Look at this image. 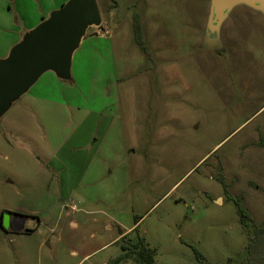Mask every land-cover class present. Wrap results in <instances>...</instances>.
I'll return each mask as SVG.
<instances>
[{
    "label": "rangeland",
    "instance_id": "rangeland-1",
    "mask_svg": "<svg viewBox=\"0 0 264 264\" xmlns=\"http://www.w3.org/2000/svg\"><path fill=\"white\" fill-rule=\"evenodd\" d=\"M117 1L111 9V0H97L102 23L87 35L106 37L90 36L75 55L73 83L47 74L32 89L43 99L18 103L36 113L9 139L44 172L68 152L86 159L63 198L69 215L41 237L71 240L66 264L80 262L72 250L92 254L81 264H109L136 227L156 264H199L195 249L212 264L240 262L253 227H264V14L237 6L213 41L212 0ZM136 13L145 48L135 41ZM85 118L86 130L75 132ZM228 196L251 214L247 229ZM25 234L3 237L13 247Z\"/></svg>",
    "mask_w": 264,
    "mask_h": 264
},
{
    "label": "crops",
    "instance_id": "crops-1",
    "mask_svg": "<svg viewBox=\"0 0 264 264\" xmlns=\"http://www.w3.org/2000/svg\"><path fill=\"white\" fill-rule=\"evenodd\" d=\"M68 1L0 0V60L8 57L11 50L21 42L25 33L33 30ZM90 36L102 39L106 37L96 34ZM90 36L87 35L83 39L79 49L73 55L70 83L74 80V57L90 40ZM47 74H53L59 81L52 80L54 84L67 83L58 79L53 72H48L23 97L33 95L31 98L34 100H41L42 96L32 94V89L37 87L39 81ZM20 100L14 103L0 119V264H66L64 252L71 244V240L68 238L64 240L61 237L44 239L41 237V229L47 225L55 229L62 217L69 215L64 213V199L68 197V187L72 185L78 173L77 165L84 164L86 159L68 152L65 156L50 159L48 167L52 172H44L42 160L36 158L35 154L24 146V143H15L9 139L13 135L21 137L20 121L36 113L35 108L18 104ZM88 124L89 120L83 119L81 126L75 132L85 131ZM33 125L36 129L40 128L34 123ZM14 161L17 168L15 171L11 169ZM21 165L26 168L31 166V172H24L18 167ZM7 212L11 213V218L8 227L5 228L3 215ZM19 216H24L26 219ZM25 231L28 234L21 236L13 247L6 245L7 239L3 237V233L21 234ZM71 254L73 258L81 257L79 264L92 255L79 256L73 250Z\"/></svg>",
    "mask_w": 264,
    "mask_h": 264
},
{
    "label": "water",
    "instance_id": "water-1",
    "mask_svg": "<svg viewBox=\"0 0 264 264\" xmlns=\"http://www.w3.org/2000/svg\"><path fill=\"white\" fill-rule=\"evenodd\" d=\"M240 5L264 14V0H212L207 26L209 39L219 41L222 24ZM101 23L97 0H69L25 33L8 57L0 60V119L44 74L53 72L58 79L71 81L74 53L88 30L100 27ZM10 218L11 213L3 215L5 228Z\"/></svg>",
    "mask_w": 264,
    "mask_h": 264
},
{
    "label": "trees",
    "instance_id": "trees-1",
    "mask_svg": "<svg viewBox=\"0 0 264 264\" xmlns=\"http://www.w3.org/2000/svg\"><path fill=\"white\" fill-rule=\"evenodd\" d=\"M111 2L112 5L110 8H117L118 1L111 0ZM133 32L136 44L139 47L145 48V27L141 15L137 13L134 15ZM217 180L221 183L224 192L228 195L229 189L225 178L220 175ZM229 199L235 202L240 223L244 229H247L254 222L251 214L244 208L240 199H232L231 197ZM140 221L141 218H136L135 224L137 225ZM132 233L136 235L134 240L128 238ZM117 243L120 245L122 253L115 259L110 260L109 264H125L130 261L133 264H156L157 250L149 247L145 237L140 234L139 227H136L132 232L122 237ZM194 251L199 264H212L197 249ZM263 261L264 227L255 225L252 236L246 246V256L240 262H234L230 258L226 264H260Z\"/></svg>",
    "mask_w": 264,
    "mask_h": 264
},
{
    "label": "built area",
    "instance_id": "built-area-1",
    "mask_svg": "<svg viewBox=\"0 0 264 264\" xmlns=\"http://www.w3.org/2000/svg\"><path fill=\"white\" fill-rule=\"evenodd\" d=\"M75 209V208H74Z\"/></svg>",
    "mask_w": 264,
    "mask_h": 264
}]
</instances>
